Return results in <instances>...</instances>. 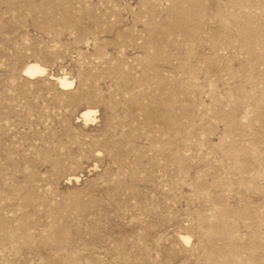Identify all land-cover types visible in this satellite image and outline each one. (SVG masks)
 <instances>
[{
    "label": "rangeland",
    "instance_id": "obj_1",
    "mask_svg": "<svg viewBox=\"0 0 264 264\" xmlns=\"http://www.w3.org/2000/svg\"><path fill=\"white\" fill-rule=\"evenodd\" d=\"M0 264H264V0H0Z\"/></svg>",
    "mask_w": 264,
    "mask_h": 264
},
{
    "label": "bare ground",
    "instance_id": "obj_2",
    "mask_svg": "<svg viewBox=\"0 0 264 264\" xmlns=\"http://www.w3.org/2000/svg\"><path fill=\"white\" fill-rule=\"evenodd\" d=\"M25 72H26L27 77L33 78V77H36L38 75L44 74L45 70L40 65L34 63V64L28 65ZM59 83H60L61 87L65 88V89L71 88L74 86V82L69 81L66 77L65 78H59ZM92 116H94V115H93V112H91V111H86L82 114V118L84 120H86V122L90 121Z\"/></svg>",
    "mask_w": 264,
    "mask_h": 264
}]
</instances>
